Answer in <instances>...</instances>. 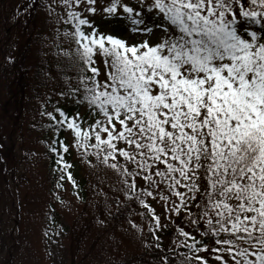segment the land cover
Wrapping results in <instances>:
<instances>
[{"label": "snow or ice", "instance_id": "6c2138e0", "mask_svg": "<svg viewBox=\"0 0 264 264\" xmlns=\"http://www.w3.org/2000/svg\"><path fill=\"white\" fill-rule=\"evenodd\" d=\"M35 6L30 0L15 14ZM42 6L64 26L53 45L67 61L58 95L84 109L42 108L54 133L46 143L56 187L65 179L78 187L65 159L74 148L116 174L118 211L138 204L150 217L163 249L154 264H264V0ZM97 12L127 32L100 31ZM65 130L70 143L59 137ZM167 228L174 235L164 248L157 233Z\"/></svg>", "mask_w": 264, "mask_h": 264}, {"label": "rangeland", "instance_id": "374dc122", "mask_svg": "<svg viewBox=\"0 0 264 264\" xmlns=\"http://www.w3.org/2000/svg\"><path fill=\"white\" fill-rule=\"evenodd\" d=\"M105 3L107 0H98V6ZM92 19L98 26L105 22L107 26L99 28L102 32H127V29L123 32L125 24L120 29L110 22L115 19H108L100 12ZM39 25L48 62L55 66L48 84L58 86L62 75L56 72L67 61L56 57L53 45L57 42L56 29L63 31L64 26L58 25L54 16H49L45 6L39 15ZM59 40L63 47H68L63 36ZM56 91L53 90L52 96H56ZM42 105L31 110L23 129L16 130L9 116V106L0 94V264L127 263L133 254L141 252V246L152 244L150 217L141 215L143 211L139 210L131 216L132 224L137 227L133 228L129 220L108 229L106 221L116 206L113 198L118 195L113 187L117 176L103 165H89L74 148L70 149L72 159L86 180L87 201L81 204L67 191L62 194V201H53L47 183L44 127L41 126L47 122V116L41 115ZM80 111L83 113L84 109ZM66 138L70 143L72 137L68 131ZM120 198L123 199L122 195ZM51 203L56 210L54 215L50 213ZM150 203L158 215L163 213L162 203L151 199ZM165 231L157 234L164 236Z\"/></svg>", "mask_w": 264, "mask_h": 264}, {"label": "trees", "instance_id": "16d2710c", "mask_svg": "<svg viewBox=\"0 0 264 264\" xmlns=\"http://www.w3.org/2000/svg\"><path fill=\"white\" fill-rule=\"evenodd\" d=\"M28 3H30V0H0V94L6 105L9 106V116L12 120V126L16 130L24 128L26 124L24 122L31 114V110L39 104H43L41 109L53 111L54 107H60L69 114L81 109H77L70 99L57 96L65 87L64 72L61 71L63 67L59 66L56 72L58 75H62L61 83L58 86L48 84L49 75L54 73L55 66L48 62V55L46 50H44V42L41 38L39 15L44 10L43 1L36 0V6L26 14L20 16L15 14L18 6L23 8ZM110 22L118 25L120 29L124 25L122 21L116 19ZM106 26L104 22L99 25V28ZM124 31H126V27H124ZM8 57H11L12 60L7 59ZM68 74L70 75L71 73L69 72ZM54 89H57L56 96H52ZM55 115L59 118L58 113ZM50 124L51 121L47 117L45 125H41L44 127L42 135L45 147L49 194L53 201L57 200L59 202L63 200L62 194L67 191L76 201L85 204L87 201L86 180L81 174V168L73 161L71 150L65 154V159L72 165L69 171H71L78 187L74 188L67 179L62 182V188L56 187V180L58 179V174L54 172L56 157L49 152L47 147V143H51L54 136L53 131L49 127ZM41 126L39 125L38 128H35L36 131ZM28 128L30 129V127ZM31 131H34V127ZM66 134L67 130L61 131L59 137L67 142ZM3 161L6 165V160L3 159ZM56 196L59 199H56ZM50 210L52 215L56 213L53 203L50 205ZM139 210L144 211L138 204H132L128 206L127 211L121 212L117 210L116 205L106 221L107 228L114 229L119 224L131 221V216L137 214ZM170 229H166L164 236L159 235L164 248L168 247L172 242L174 231L172 229L170 231ZM172 246L175 247L174 244ZM141 247V252L133 254L125 264H154L157 260L156 253L163 250L156 249L153 242L148 244V246Z\"/></svg>", "mask_w": 264, "mask_h": 264}]
</instances>
